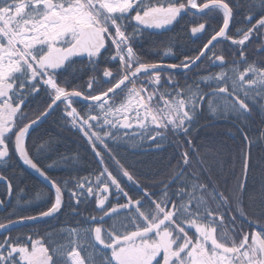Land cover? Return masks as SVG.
Listing matches in <instances>:
<instances>
[{
    "label": "trees",
    "instance_id": "1",
    "mask_svg": "<svg viewBox=\"0 0 264 264\" xmlns=\"http://www.w3.org/2000/svg\"><path fill=\"white\" fill-rule=\"evenodd\" d=\"M182 1L185 0H150L138 6L140 9L119 14V26H123L122 22L131 23L136 14L145 10ZM233 1L236 9L249 7L255 15L264 13V0ZM105 26L114 34L109 23ZM141 39L145 41L142 48L150 45L154 49L157 43L163 45L166 41L187 38L182 31L172 36L138 31L137 40ZM111 55L109 49L94 63L75 62L63 72L49 76L65 92L75 91L84 98L102 95L113 81L103 82L98 75L92 78L90 73L95 67H110ZM147 60L151 59L147 57ZM262 64L249 61L233 71L223 65L221 70L226 76H219L216 87L227 88L247 105L248 111L243 112L233 101L218 98L212 108L198 110V115L186 122L183 131L166 129L174 146L151 118L135 128L120 129L113 124L110 121L115 118L113 97L97 104L76 99H71L69 105L59 104L43 123L28 133L25 150L60 191V211L50 220L0 235V264H27L21 250L35 251L36 247L51 250L53 236L63 227L101 230L110 245L149 229L152 225L147 226L146 221L151 220L156 205L164 208V217L169 218L163 229L172 231L176 249L182 243L180 232L194 238L196 225L203 229L205 241L211 233L220 240L224 229L236 247L256 246L255 236L264 234ZM54 98V93L40 84L36 110L24 112L23 127L41 116ZM247 144L249 161L243 187ZM180 171L179 178L164 189ZM3 175L10 182L11 198L7 203V190L0 187L3 203L0 226L43 214L54 206V192L30 174L19 158L9 165L8 175ZM131 204L138 207L101 224L95 222L108 210ZM207 248L210 250L208 244Z\"/></svg>",
    "mask_w": 264,
    "mask_h": 264
},
{
    "label": "flooded vegetation",
    "instance_id": "2",
    "mask_svg": "<svg viewBox=\"0 0 264 264\" xmlns=\"http://www.w3.org/2000/svg\"><path fill=\"white\" fill-rule=\"evenodd\" d=\"M149 1L143 0L136 3L129 8V11L140 9L138 6L145 5ZM199 1L192 0L188 3V0H185L164 8L145 10L136 14L131 23L123 24L122 22V27L119 26V13L113 16L115 17L113 22L118 26V32L114 34V46L118 51V58L114 59L112 53L110 57L112 65L102 69L95 67V71L90 73V76L95 78L98 75L106 83L113 81L108 90L124 82L112 96L116 124L120 129L123 126L138 127L147 118H151L156 127L165 135H167V128L171 132H175V128L183 131L186 122L192 120V116L198 115V110L201 112L203 109L212 108L217 98L224 102L233 101L243 112L248 111L245 103L237 100L227 88L216 87L215 81L220 79L219 76L222 78L226 76V72L221 70L224 68L223 65L226 64L228 69L233 71L234 67L242 66L249 61L255 64L263 63L260 72L264 76V13L255 15L249 7L236 9L233 0H202V3ZM209 2L223 3L229 9L231 19L225 30L223 27L226 11L216 6L202 10V7ZM2 6L0 4V67L2 64H8L7 67L10 65L13 71L4 81H0V176L9 182L3 174L8 175L9 165L16 157L18 158L15 140L23 127L24 112L36 110V96L39 94L40 84H42L39 76L50 77L49 74L63 72L75 62L94 63L104 52L109 49L113 52V49L105 36L102 44L91 56L82 55L87 50H82L78 45L72 58L62 63L55 72H50L42 67L41 59L53 53L62 54L82 37L85 29L92 28L94 32L95 30L101 32V28L96 24L87 25L76 36H72L63 49L54 50L36 59V45H26L22 32L18 30L19 24L11 25L12 28L7 35L12 38V41L6 42L5 31L10 27V24L2 12ZM179 7H185V13L179 18L170 17L165 20H156L151 25L147 22L139 23L143 16L154 11ZM52 9L53 7L51 11ZM60 22L61 18L59 22L49 24L58 25ZM29 25L32 30L26 35L28 37L35 30L36 21L33 20ZM138 31L163 33L166 36H172V33L182 31L186 32L187 41L183 39L171 40L166 41L163 45L157 43L154 45V49L150 45L142 48L145 41L137 40ZM33 38L36 39V37ZM214 40V44L198 61L204 49ZM147 57L151 60H147ZM219 58L222 59L221 65L217 64ZM141 66H154V68L134 78H129ZM43 84L45 83L43 82ZM149 107L154 113V117L149 115V112L145 113L147 115H143L145 109L148 110ZM167 138L170 145L174 146V141L169 135ZM0 187L6 188L8 191L5 184H0ZM203 232L202 229V234ZM193 235L194 238L186 235V239L188 238L191 242L183 247H181L183 244L181 243L176 249V240L173 241L171 234L172 240H169L168 244L169 255L163 253L160 257L161 263L172 264L174 254L183 258L187 252L193 253V256L198 259V243H200L201 255L209 264L216 263L209 255L211 251L227 256L230 258L231 264H234V260L237 261V264H242L238 262L236 255L227 245L232 243V238L227 235L224 229L221 238L228 241L227 244H224L227 246L219 244L217 242L219 240L213 233L208 235L207 239H216L218 244L211 245L208 240L205 241L203 236L198 235L197 225L193 227ZM262 235L255 236V243L258 245L260 260L264 264ZM207 244L210 250H208ZM243 248L242 246L238 248V252L241 253ZM34 253L36 257L30 264H44L46 257L49 256L48 251L42 247H38V249L36 247ZM53 260L52 257V262ZM246 264L248 263L246 262Z\"/></svg>",
    "mask_w": 264,
    "mask_h": 264
},
{
    "label": "rangeland",
    "instance_id": "3",
    "mask_svg": "<svg viewBox=\"0 0 264 264\" xmlns=\"http://www.w3.org/2000/svg\"><path fill=\"white\" fill-rule=\"evenodd\" d=\"M45 1L52 2V11H48L44 6ZM140 1L143 0H0V4L3 5L2 12L6 16V21L10 24V27L5 31L6 42L12 41V38L7 35L12 28L11 25L14 23L19 24L18 30L22 32L26 45H36V59H39L49 52L63 49L72 39V36H76L87 25L96 24L107 32L110 42L115 45L114 34L118 32V26L113 22V15L126 13L131 6ZM51 15L60 17L61 22L58 25L49 24L48 19ZM33 20L36 21V28L31 36L28 37L26 35L32 30L29 23L31 24ZM106 23L111 25L114 32L113 35L105 27ZM33 37H36V39ZM7 65L2 64L0 67V81H4L13 71L10 65L8 67ZM39 77L54 95L63 92L50 77L46 75H40ZM65 103L68 105L69 101ZM107 104L110 106V102ZM146 112L149 111L145 109L143 115H147L145 114ZM72 114L76 116L75 112ZM110 121L116 125L114 116ZM164 216V208L156 205L151 220L146 221L147 226L158 227V224L161 226L162 223L168 222L169 218ZM154 221H158V223H154ZM164 227L165 225H162L153 236L145 235L142 238L125 242L107 251L98 249L95 246L97 244L101 247H107L106 236L102 235L101 230L97 231L96 241L94 237L95 231L93 232L92 230L62 231L53 236L54 243L48 252L53 256L54 264H152V259L155 264H162L160 257L163 253L169 255L168 244L169 240H172V231L163 229ZM203 234L202 229L198 228V235L204 236ZM180 235H182L183 243L181 247L191 242L188 238L186 239L187 236L183 232H180ZM262 236L264 240V234ZM177 237L180 238V236ZM207 240L211 245L218 243L223 246L228 245L236 255L238 262L242 264H246V262L248 264H262L257 243V246L246 245L240 253L238 252V247L232 243L227 244L228 241L226 240V242L222 238H220V242L216 239ZM76 252H81L82 261L75 257V255L77 256ZM21 254L27 264H30L36 257L34 251L21 250ZM209 255L213 262L217 264H231L230 258L225 255L217 254L214 251L209 252ZM172 264L209 263L201 255V245L198 243V259L191 252L185 253L183 258L174 254Z\"/></svg>",
    "mask_w": 264,
    "mask_h": 264
},
{
    "label": "water",
    "instance_id": "4",
    "mask_svg": "<svg viewBox=\"0 0 264 264\" xmlns=\"http://www.w3.org/2000/svg\"><path fill=\"white\" fill-rule=\"evenodd\" d=\"M191 1L192 0H188V3H190ZM44 6L47 8V10H51L52 2L45 1ZM214 6L222 8L226 11V19H225V23H224V27H223L224 28L223 30H225L229 26L230 19H231V13H230V11L226 5H224L223 3H219V2H209L202 7V10L209 8V7H214ZM184 10H185V7L171 8V9H166V10H158V11L152 12L151 14H149L147 16H143L139 20V23L143 24L144 22H147L148 24L151 25L156 20H165V19H168L170 17L179 18L182 14L185 13ZM59 21H60V18L56 17V16H51L49 18L50 23H57ZM103 38H104V35L99 30H97V31L95 30V32H94V30L92 28H87V29H85V32L82 35V37L73 46L66 49L62 54L53 53V54L48 55L46 58L41 59L40 63L45 70H48L50 72H55L60 67V65L62 63L66 62L67 60H69L70 58H72L75 55L74 50H75L76 46L79 45L82 48V50L83 49L87 50V52L82 54V55L91 56V55L95 54L96 49L102 44ZM214 42H215V40L212 41L204 49V52L200 55L198 61L201 58H203L205 53L214 44ZM217 64L218 65L222 64L221 58L217 59ZM153 68H154V66H141V67L137 68L129 78H134L135 76H137V75H139V74H141L147 70L153 69ZM123 83L124 82H121L120 84H118V85L114 86L113 88H111L110 90H108L101 98L86 99V98H83V96L78 92H75V91L65 92L63 95H61L59 97H55V99L52 101V103L49 105V107L46 109V111L41 116H39L34 121L28 123L27 125H25L18 132V134L16 136V140H15V145H16L17 153L25 162V163L23 162V166L25 167V169L30 174H32L34 177H36L41 182H43L46 186H48L55 193V195L57 197L58 205H57V207L52 208L51 210H49L43 214L33 216V217H29V218H25V219L14 220L10 223L1 225L0 226V235L6 234L8 231H10L12 229H16V228H19V227H22L25 225H31V224L40 223L43 221L50 220V219L54 218L59 213L60 208H61V193H60V191L54 185V183L52 181H50V179L47 177V175L43 171H41L28 157L27 152L24 148V143H23L24 135L27 136L31 130H33L34 128H37L41 123H43L50 116V114L53 112V110L62 102L69 100V99H77V100H80L86 104H97L99 102H102V101L112 97L121 88ZM248 161H249V144H247V151H246L244 184H245L246 175H247ZM182 171H183V169H182ZM181 172L175 178H173L164 189H166L168 186H170L180 176ZM0 184H5L8 188V196H7V200H6L8 203L10 201V198H11L10 184L5 178H3L1 176H0ZM2 207H3V204L0 201V208H2ZM137 207H138V204H133V205H129L127 207L119 208V209L108 210L100 218L96 219L95 222L97 224H101L112 216H115V215L123 213V212L130 211V210L135 209ZM244 221L246 223H248V225H252V226L256 227L255 225L247 222L246 220H244ZM151 231L152 230L149 229V230L137 233L131 237L121 239V240H117L113 244H111L110 247L112 248V247H114L116 245H120L124 242H129V241L138 239L144 235L151 233ZM44 264H51V258H49V257L46 258V262Z\"/></svg>",
    "mask_w": 264,
    "mask_h": 264
},
{
    "label": "bare ground",
    "instance_id": "5",
    "mask_svg": "<svg viewBox=\"0 0 264 264\" xmlns=\"http://www.w3.org/2000/svg\"><path fill=\"white\" fill-rule=\"evenodd\" d=\"M237 9H242V8H237ZM195 63H196V62H195ZM195 63H193V64H195ZM217 99H218V98H217ZM215 100H216V99H215ZM25 138H26V136L24 135V142H25ZM22 162H24V160H22ZM180 172H181V171H180ZM180 172H179V173H180ZM179 173H178V174H179ZM244 175H245V174H244ZM176 176H177V175H176ZM176 176H175V177H176ZM175 177H174V178H175ZM178 178H179V177H178ZM178 178H177V179H178ZM246 178H247V175H246ZM177 179H176V180H177ZM176 180H175V181H176ZM175 181H174V182H175ZM174 182H173V183H174ZM245 182H246V180H245ZM167 185H168V184H167ZM167 185H166V186H167ZM166 186H165V187H166ZM244 186H245V184H244V182H243V187H244ZM168 187H169V186H168ZM168 187H167V188H168ZM57 205H58V203L56 202V204H55V206H54L53 208L57 207ZM74 230H75V229L70 228V227H63L62 230H61L60 232H62V231L72 232V231H74Z\"/></svg>",
    "mask_w": 264,
    "mask_h": 264
},
{
    "label": "crops",
    "instance_id": "6",
    "mask_svg": "<svg viewBox=\"0 0 264 264\" xmlns=\"http://www.w3.org/2000/svg\"><path fill=\"white\" fill-rule=\"evenodd\" d=\"M151 263V262H150Z\"/></svg>",
    "mask_w": 264,
    "mask_h": 264
}]
</instances>
